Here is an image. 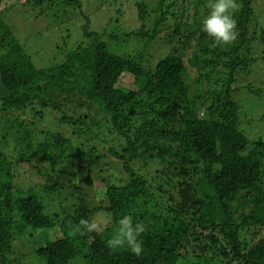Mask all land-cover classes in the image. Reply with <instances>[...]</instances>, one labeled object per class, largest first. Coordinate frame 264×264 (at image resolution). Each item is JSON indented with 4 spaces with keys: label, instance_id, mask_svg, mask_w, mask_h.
<instances>
[{
    "label": "trees",
    "instance_id": "trees-1",
    "mask_svg": "<svg viewBox=\"0 0 264 264\" xmlns=\"http://www.w3.org/2000/svg\"><path fill=\"white\" fill-rule=\"evenodd\" d=\"M2 1L0 264H264V136H248L233 97L264 43L252 0H237L236 41L216 46L201 29L207 0H128L134 21L101 31L83 0ZM12 12L30 48L44 31L55 53L42 67ZM60 14L78 34L57 29ZM124 214L146 225L139 256L107 246Z\"/></svg>",
    "mask_w": 264,
    "mask_h": 264
},
{
    "label": "rangeland",
    "instance_id": "rangeland-1",
    "mask_svg": "<svg viewBox=\"0 0 264 264\" xmlns=\"http://www.w3.org/2000/svg\"><path fill=\"white\" fill-rule=\"evenodd\" d=\"M131 2H134V0H129ZM128 0H83V11L88 14V16L91 19V28L95 31H101L109 22H112V19L116 16L119 18L121 24H127L134 21V12L133 8L131 7V4ZM149 6V9L153 7V2L155 0H145ZM133 4V3H132ZM188 4V3H187ZM16 5L17 8L24 7L25 3L24 0H3L1 9L3 12L6 11L7 8H10L12 6ZM252 5L255 11V15L257 17L258 22L264 23V0H252ZM119 6V8H123L122 11V17H120L115 9ZM10 13V12H9ZM13 16L8 17L7 14L5 16V20L7 23L10 24L11 27L19 28L16 30H13L15 32H18V39L24 43L27 47L28 53L31 51H36L37 53L34 54V60H35V66L36 67H42L45 65L47 60L51 58V56L55 53L52 50V47H47L45 43L40 42L42 32H39L40 35L39 41L36 42L37 45L30 48V46L27 44L28 40L31 36V30L29 28H26L25 22L23 21L22 26V20L17 17V14L14 12L11 13ZM28 17L30 14L27 15ZM56 26L57 29L60 31H65L66 28L71 27L74 29V33L78 34V26L80 24V20L73 19V17H69L66 15H57L56 16ZM49 16L44 17L43 21L46 22L48 20ZM31 18L30 20H32ZM53 20V18H51ZM50 20V21H51ZM136 23V22H135ZM135 23H133V26H136ZM50 25L51 23H47ZM109 27V26H108ZM46 31V30H45ZM30 34V35H28ZM54 37V36H53ZM55 40V39H54ZM56 42V40H55ZM157 46L156 43H154ZM252 48V49H251ZM251 50L253 53V56L257 57V62L254 64H251L249 69L247 71H243V73L237 74V77L235 79V83L233 86L235 87V91L233 93V97L239 102V105L241 106V114L240 116L243 117L241 122L243 123L246 132L249 134L248 136L251 137V139L255 138L257 134H261L264 136V93L258 94L256 92L250 91V89L258 90L262 89L264 90V43H252L251 44ZM161 50V48H159ZM157 51L155 54V57H158ZM157 55V56H156ZM262 57V61H261ZM195 77V74L193 72H189L186 79L190 84H194L192 81ZM194 87H192V90ZM245 118V121H244ZM258 123L261 127L254 126V124ZM94 154H91L90 157H94ZM100 163L106 165L107 161L105 159H101ZM95 167H98V163L94 161ZM15 166L16 171H22L23 166L19 165H13ZM116 167V165H115ZM118 167V166H117ZM106 167H103L102 171H99L103 174V179L107 180V182L113 180L112 176L107 175L106 173ZM97 171V170H96ZM95 171V172H96ZM96 178L102 179L101 176L94 174ZM86 182H89V180H86ZM87 189H93V190H99L101 189V185L94 182L90 185V183L83 184ZM95 195V194H94ZM96 197V196H95ZM96 200V199H95ZM100 219H98V224H104L105 219L103 216H98ZM48 235L50 239L53 238L52 230L48 231ZM37 242L39 240H36ZM26 253H29V250L25 251ZM30 255L27 256L26 260H31ZM79 264V263H78Z\"/></svg>",
    "mask_w": 264,
    "mask_h": 264
},
{
    "label": "clouds",
    "instance_id": "clouds-1",
    "mask_svg": "<svg viewBox=\"0 0 264 264\" xmlns=\"http://www.w3.org/2000/svg\"><path fill=\"white\" fill-rule=\"evenodd\" d=\"M207 8L201 29L212 38L213 46L229 45L236 41L238 31L234 14L239 8L237 0H207ZM80 223L88 232L98 229L94 221L81 220ZM145 230L143 222L135 220L130 214H124L119 218L114 234L107 240V246L114 251L127 248L139 256L143 252L142 234Z\"/></svg>",
    "mask_w": 264,
    "mask_h": 264
}]
</instances>
